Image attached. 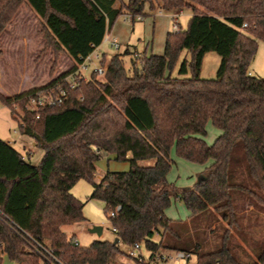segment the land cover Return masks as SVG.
I'll use <instances>...</instances> for the list:
<instances>
[{
    "label": "trees",
    "instance_id": "1",
    "mask_svg": "<svg viewBox=\"0 0 264 264\" xmlns=\"http://www.w3.org/2000/svg\"><path fill=\"white\" fill-rule=\"evenodd\" d=\"M24 3L41 21L45 47L53 52L52 70L62 52L73 65L44 85L12 96L0 91V103L44 152L32 163L0 137V264L5 256L18 264H48L36 245L64 264H139L120 246L136 243L151 254L145 264H165L166 250L196 254V264H264V249L244 262L227 242L232 228L243 232L239 210L264 209V77L250 71L257 37L264 38V0H0V35ZM185 8L193 11L188 26L168 32L163 54L133 52L128 68L126 55L132 51H118L103 79L95 70L90 77L79 70L120 16L136 19ZM185 50L190 58L178 66ZM211 51L221 62L216 76L206 78L202 68ZM32 96L47 103L37 111L26 109ZM209 121L221 130L212 144L204 138ZM240 146L258 191L232 172ZM173 150L190 162L211 161L194 186L168 179ZM110 155L129 160L131 168L109 171L98 182L96 163ZM150 159L151 165L139 164ZM81 179L91 182V197L105 203L117 243L82 246L64 232L65 225L86 220L84 202L71 192ZM235 191L247 193L251 202L238 207ZM173 199L185 204L188 219L166 214ZM213 212L228 227L222 246L205 250L199 221L211 216L208 227L214 232L219 218Z\"/></svg>",
    "mask_w": 264,
    "mask_h": 264
},
{
    "label": "rangeland",
    "instance_id": "2",
    "mask_svg": "<svg viewBox=\"0 0 264 264\" xmlns=\"http://www.w3.org/2000/svg\"><path fill=\"white\" fill-rule=\"evenodd\" d=\"M128 1V0H124ZM120 6V3H119ZM173 11V10H172ZM176 13H180L181 10H174ZM171 12L163 9L157 10L152 15H147L144 20L135 21V30L132 33V39L130 40L131 54L126 55V65L131 67L132 58L134 57V49L137 47L141 52L144 50V44L148 41L152 43V39L155 38V49L153 50L151 45L149 46L147 53H163V50H158L160 46V40L163 37L164 29H171L173 25V19L169 16ZM190 14L192 10L185 8L183 13L178 16V22L182 29H186L190 21ZM156 15V16H155ZM25 20V21H24ZM131 19H127L125 15L118 18L116 27L120 28L123 33L127 32L128 25H132ZM41 21L32 10V8L24 3L21 5L17 12L14 21L9 24L6 29L0 35V87L6 92L14 91L19 86V82L22 78L29 82L28 84L34 83L35 85L46 84L51 81L54 77L70 69L73 65L72 59L67 53L62 52L59 55L58 61L52 70L53 63V52L49 47H45L44 44H40L38 41V34L45 38L41 32ZM175 30V29H174ZM21 34L28 41H23L21 47L15 44V35ZM108 35V34H107ZM107 37V36H106ZM111 35L109 36V38ZM113 38V37H111ZM120 42V48H114L109 46L104 41L103 47L100 51H108L109 53H116L118 51L125 52L127 49L126 45H121V38H117ZM14 40V41H13ZM258 49L254 56L253 61L250 64V71L254 76L264 77V38L257 37ZM26 44V45H25ZM27 44H29L27 46ZM110 44V43H109ZM162 47V44H161ZM4 50V53L2 51ZM50 51L51 57L45 55L44 52ZM161 51V52H159ZM3 53V54H2ZM2 54V55H1ZM184 58H190L189 53L185 50L179 60L178 66L181 64ZM50 59V60H49ZM42 61V65L39 69H36V64ZM221 62V57L216 52H208L204 58L202 76L206 78H214ZM19 64L20 66H18ZM89 67L83 70L85 77H90L91 73L101 66V62L97 57V54H93V61L88 63ZM104 66V65H103ZM20 67L23 69L30 68L28 72L20 71ZM22 69V68H21ZM24 71V70H22ZM103 79L104 76H98ZM30 79H32L30 81ZM207 134L204 136L209 144H212L217 136L221 133V130L214 127L211 121L207 124ZM0 137H6L7 139H18L25 138L29 143L33 142V139L23 134L20 130L19 121L12 115L11 109L0 103ZM34 143V142H33ZM33 149V153L25 157L28 158L32 163H38L43 156V150L41 148L30 144L27 149ZM23 149V147H22ZM172 157L174 163L171 171L168 174V179L174 182L178 186L191 187L194 186L201 179L202 171L206 166L210 165L211 161L206 164H198L187 161L175 154V150L172 151ZM154 160H141V165H151ZM96 181L100 182L103 177L109 171H127L131 168V162L129 160H118L113 155L103 156L96 163ZM234 174L240 183L249 186L251 189L258 191L257 182L252 179L247 171V165L243 160V148L242 146L235 152L234 161L232 164ZM71 192L79 197L84 202L83 213L86 217L85 221L76 222L73 224L65 225L63 227L64 232L69 236L75 235L77 240L82 246H89L96 240H110L114 241L116 238L113 230L112 222L109 216L105 212V203L99 199L92 198L93 186L91 182L81 179L71 189ZM235 203L238 207H241L246 202L250 201V196L242 191H235ZM244 211L239 210L238 213L244 217L241 219V231L232 228L231 235L228 236L227 242L232 247L234 253L241 258L244 262H251L256 256L261 253L264 249V209L258 207H245ZM190 211L185 207L184 203L178 199H173L172 204L166 209V214L174 219H187ZM214 213V212H213ZM219 221L213 223L214 232L210 231L209 223L211 216L205 217L200 220L202 224L200 229H204L200 237L204 239L203 249H216L222 246L225 229L228 227L227 222L221 219L217 213H214ZM94 226H102L103 233L101 235L91 232L90 229ZM160 234L157 233L154 237L156 241L160 240ZM121 248L127 253L129 246L120 244ZM143 252L148 254L146 247H143ZM167 254L172 253V258L168 259L167 264H196L197 255L193 254L189 260L180 259L176 257L175 251L166 250ZM3 264H16L14 261L9 259L7 256L4 257Z\"/></svg>",
    "mask_w": 264,
    "mask_h": 264
},
{
    "label": "crops",
    "instance_id": "3",
    "mask_svg": "<svg viewBox=\"0 0 264 264\" xmlns=\"http://www.w3.org/2000/svg\"><path fill=\"white\" fill-rule=\"evenodd\" d=\"M115 6L116 7H119V3H116L115 4ZM183 11H184V9H182L181 11H180V13H183ZM169 12H171L172 14H170V18L171 19H173V25H172V28L171 29H169V28H167V29H164L165 31H164V33H163V37H162V39L160 40V46H159V49L158 50H163V53H164V51H165V43H166V37H167V34H168V32L169 31H172V30H174V23L175 22H177L178 23V27L179 28H181L180 27V23L177 21L178 20V16H179V12L178 13H176L174 10L173 11H169ZM192 14H193V11H192ZM192 14H190L191 16H192ZM156 16V15H155ZM191 16H190V18H191ZM132 20V22H133V24L132 25H128V26H126L127 27V32L124 34L123 33V31L120 29V28H117L116 27V23H117V21H116V23L114 24V26L112 27V29L106 34V36H110L111 35V37H116V38H121V40H122V42H121V45H123V44H125L126 45V47L130 50L131 49V47H130V40L132 39V33H133V31L135 30V21H137V20H144V17L143 18H136V19H131ZM25 21V20H24ZM21 36H24V35H21V34H16L15 35V37H14V39H15V44L18 46V47H21V44H22V42L23 41H28L29 39H26L25 37H21ZM38 37H40V38H38V41L40 42V44H44V41H45V39L44 38H42V36L40 35V34H38ZM26 39V40H25ZM14 41V40H13ZM104 41H106L107 42V44L109 45V46H111V44H109V41H107L106 39H104ZM104 41H103V43L99 46V47H97L96 48V50L94 51V53L93 54H97V57L99 58V60L101 61V59L103 58V57H106V63L109 65V63H110V61L112 60V56H113V54L114 53H109L108 51H100L101 50V48L103 47V44H104ZM155 42H156V39L155 38H153L152 39V43L150 42V41H148L146 44H144V50L143 51H146L147 52V50H148V48H149V46L151 45V47H152V49L154 50L155 49ZM161 44H162V47H161ZM26 45V44H25ZM29 44H27V46H28ZM2 51H3V53H4V50L2 49ZM134 52H136V53H142L137 47L134 49ZM159 52H161V51H159ZM2 53V54H3ZM50 51H46V52H44V54H43V57L45 56V55H47V57H51V55H50ZM163 53H158V54H163ZM1 54V55H2ZM151 54H156V53H154V51H152V53ZM50 60V59H49ZM18 66H20L19 64H17ZM41 65H42V61H39L37 64H36V66H34V67H36V69H39L40 67H41ZM72 67V66H71ZM22 68V69H21ZM22 70H24V71H22ZM31 69L30 68H27L26 70L25 69H23V67H20V71L22 72V74L24 73V72H28V71H30ZM67 70H69V69H67ZM67 70H65V71H67ZM253 74V73H252ZM60 75V74H59ZM58 76V75H57ZM56 76V77H57ZM56 77H54V78H56ZM53 78V79H54ZM32 79H30V81H31ZM29 82H27V80H25V79H23V75H22V78H21V80H20V82H19V86L17 87V89L16 90H14V91H10V92H6V91H4L3 89H2V87H0V91L2 92V93H4L5 95H8V96H12V95H15V94H18V93H20V92H23V91H25V90H28V89H31V88H33V87H37V86H41V85H35L34 83H32V84H28ZM42 85H44V84H42ZM3 139H5L6 141H8V142H10L16 149H18L24 156H25V154H27V155H29L30 156V154L31 153H33V149L31 148V149H27V147H29L30 146V144H32L33 146H34V141L31 143H29V141L27 140V139H25V138H23V137H21V138H18V139H11V140H9V139H7L6 137H3ZM22 147H23V149H22ZM173 201V200H172ZM185 205V204H184ZM186 207V206H185ZM190 214L191 213H189L188 214V218H189V216H190ZM171 218V217H170ZM187 218V219H188ZM172 219H174V218H172Z\"/></svg>",
    "mask_w": 264,
    "mask_h": 264
},
{
    "label": "built area",
    "instance_id": "4",
    "mask_svg": "<svg viewBox=\"0 0 264 264\" xmlns=\"http://www.w3.org/2000/svg\"><path fill=\"white\" fill-rule=\"evenodd\" d=\"M127 19H132V16L131 15H125ZM243 27H247V23H244L243 24ZM174 29L175 30H178L179 27H178V23L175 22L174 23ZM105 39L107 41H109V43L111 44V46H113L114 48H117L119 49L120 48V42L119 40L116 38V37H113V38H109L108 36L105 37ZM93 61V53L90 54L89 56H87L86 58H84L83 62L79 65V70L81 72H83V70H86L88 69L89 65L88 63ZM101 62V61H100ZM108 67V64L105 63V65L103 66L101 64L100 67H98L95 71H97L98 73V76H104L105 74V71ZM47 103V100L45 99H42V98H37L35 96H32L28 99L27 103H26V109H29V110H38L39 106H42L44 104ZM50 105H53L55 103V101H50L49 102ZM36 119H39V114L37 113L36 116H35ZM120 206H117L115 210H112L110 212V214L112 216H115L116 215V212L120 210ZM34 249L38 250L40 252V254L43 255L44 257V260L48 263V264H64L63 262H61L60 260L56 259L53 255L51 254H48V253H45V251H41L38 247V245H36V247H34ZM172 253L170 254H164L162 257L163 260H165V264H167L166 262L168 261V259L172 258ZM175 254H176V257L177 258H180V259H185V260H189L191 258V255L189 253H186L184 251H175ZM127 255L130 259L132 260H138L139 261V264H145L149 261V258L151 256L150 252L148 251V254H145L143 252V247H142V244L140 243H136L135 245L129 247L128 251H127ZM159 256V255H158ZM158 260L161 262V258L158 257ZM42 264V263H40Z\"/></svg>",
    "mask_w": 264,
    "mask_h": 264
},
{
    "label": "water",
    "instance_id": "5",
    "mask_svg": "<svg viewBox=\"0 0 264 264\" xmlns=\"http://www.w3.org/2000/svg\"><path fill=\"white\" fill-rule=\"evenodd\" d=\"M90 231L101 235L103 233V227L102 226H94L93 228L90 229ZM118 241H119V238L116 237L114 240V243H117ZM16 264H18V263H16Z\"/></svg>",
    "mask_w": 264,
    "mask_h": 264
}]
</instances>
